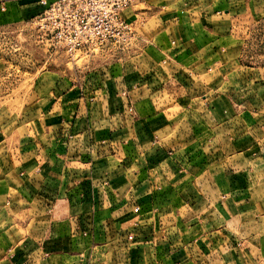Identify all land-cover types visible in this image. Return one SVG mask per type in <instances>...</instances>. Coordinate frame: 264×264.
<instances>
[{"label": "crops", "instance_id": "1", "mask_svg": "<svg viewBox=\"0 0 264 264\" xmlns=\"http://www.w3.org/2000/svg\"><path fill=\"white\" fill-rule=\"evenodd\" d=\"M42 10L0 0V30ZM122 17L131 45L84 72L14 90L0 57V264H264V0Z\"/></svg>", "mask_w": 264, "mask_h": 264}, {"label": "built area", "instance_id": "2", "mask_svg": "<svg viewBox=\"0 0 264 264\" xmlns=\"http://www.w3.org/2000/svg\"><path fill=\"white\" fill-rule=\"evenodd\" d=\"M139 1L40 0L43 10L27 24L35 31L36 43L53 54L73 59L77 54L92 57L107 48L122 51L134 37L122 13Z\"/></svg>", "mask_w": 264, "mask_h": 264}, {"label": "rangeland", "instance_id": "3", "mask_svg": "<svg viewBox=\"0 0 264 264\" xmlns=\"http://www.w3.org/2000/svg\"><path fill=\"white\" fill-rule=\"evenodd\" d=\"M35 35V31L26 23L17 28L0 30V57L7 62L8 71L10 73L13 71L6 85L9 87L11 84L10 89H16L17 86H19V90L27 88L35 73L58 69L67 75L69 71L77 69L84 72V70L100 64L90 62L88 68L89 57L77 54L71 59L62 53L59 55L50 53L36 43ZM246 54L248 57H253L252 61H256L258 64L262 61L264 65V31L258 29L254 32ZM19 82L23 83L20 85ZM18 92L14 91L10 96L14 98L15 105L20 101Z\"/></svg>", "mask_w": 264, "mask_h": 264}]
</instances>
